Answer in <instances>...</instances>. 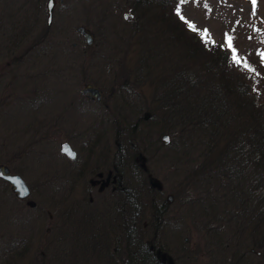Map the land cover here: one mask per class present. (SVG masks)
<instances>
[{
  "label": "rangeland",
  "instance_id": "374dc122",
  "mask_svg": "<svg viewBox=\"0 0 264 264\" xmlns=\"http://www.w3.org/2000/svg\"><path fill=\"white\" fill-rule=\"evenodd\" d=\"M34 1L0 0V163L18 174L30 190L27 201L15 203L0 184V264L15 256L16 264H53L42 260L46 248L55 244L54 240L50 243V237L72 234L65 216L79 210L87 182L97 183L98 178L106 175L108 179L112 173L109 162L114 160L117 124L138 128L130 135L132 141L146 136L147 156L142 153L145 159L140 155L135 162L142 166V172L147 171L144 177L149 175L147 179L159 185L157 196L162 207L157 236L170 263L257 264L258 252L223 239L228 233L218 227L221 218L206 223L200 217L206 214L211 219L215 208L200 205L212 199L203 193L207 188L204 183L188 187V196L180 193L184 179L177 168L181 162H191L194 151L175 152L173 135L170 138L167 133L162 134L168 136L166 146L160 141L162 135L159 142L154 141L159 126L147 114L154 104L150 103L152 90L146 85L151 77H144V69L134 63L132 49L126 53L123 47L133 31V15L129 17L125 11V0H62L61 4L54 0L49 26V36L54 38L46 40L36 36L45 25L47 0H41L38 27L29 20ZM175 4V12L179 8V17H184L181 20L192 25L189 29L200 38L207 30L209 42L227 47L225 34L231 35L242 63L264 52V0H257L254 15L251 0H175ZM79 26L92 35L90 47L75 32ZM62 40L67 43L65 48L60 47ZM227 49L232 57V50ZM120 69L129 81L131 69L135 70L133 85L119 88ZM140 69L143 73L138 79ZM85 84L99 91L100 102L81 95ZM122 90L125 92L120 94ZM154 92L161 94V89ZM180 128L170 127L169 133L180 137ZM96 135L100 143L106 142L108 150L92 146ZM64 143L75 152V162H67L59 154ZM199 193L202 202L195 203L192 198ZM168 195L172 200L166 202ZM27 202L34 207L30 209ZM214 204L218 206L217 199ZM148 217L146 213L145 221ZM23 249L24 256L16 255ZM96 261L92 258L90 264Z\"/></svg>",
  "mask_w": 264,
  "mask_h": 264
},
{
  "label": "trees",
  "instance_id": "16d2710c",
  "mask_svg": "<svg viewBox=\"0 0 264 264\" xmlns=\"http://www.w3.org/2000/svg\"><path fill=\"white\" fill-rule=\"evenodd\" d=\"M125 2V11L133 15V31L123 47L126 53L132 49L134 63L144 69V77H151L146 85L152 90L150 103L154 104L147 114L159 126L154 141L159 142L158 137L167 133L173 135L175 152L194 151L191 162H181L177 168L184 179L180 193L190 195L188 187L204 183L207 188L203 193L212 199L202 202L199 193L192 201L221 210L214 208L211 219L205 213L200 217L206 223L221 218L218 227L228 233L223 239L258 252L257 264H264V64L260 53L247 60L255 69L248 71L233 63L227 47L205 43L191 32L175 12V0ZM41 6V0H35L29 7L31 14L39 16ZM123 70L118 71L122 80L119 88L135 81V70L131 69L132 81ZM142 73L140 69L138 79ZM157 89L161 94H155ZM127 125H115L116 148L111 156L117 161L113 163L117 172L112 176L117 193L114 219L102 212H69L65 217L72 225V234L50 237V243L54 240L55 244L43 252L50 257L49 263L81 264V260L90 262L92 258L97 264L170 263L157 236L162 207L157 196L159 185L147 179L149 175L144 177L147 171L142 172V166L135 162L140 155L145 159L142 153L147 156L145 135L140 133L141 140L138 142L137 137L132 141L130 135L138 128ZM169 126L181 127L180 137L169 133ZM123 127L125 133L120 135ZM94 137L92 146L98 144L103 152L108 150L106 142L100 143V136ZM146 163L143 160L142 165L147 167ZM154 189L157 194L152 193ZM144 213L149 214L147 221ZM216 236L218 233L213 234ZM25 252L23 249L16 255L24 256Z\"/></svg>",
  "mask_w": 264,
  "mask_h": 264
},
{
  "label": "flooded vegetation",
  "instance_id": "af4514ba",
  "mask_svg": "<svg viewBox=\"0 0 264 264\" xmlns=\"http://www.w3.org/2000/svg\"><path fill=\"white\" fill-rule=\"evenodd\" d=\"M56 4H58V1L56 2ZM54 6H55V2L53 5V8H54ZM45 14H46V11H45ZM29 20H30L33 27L39 26L40 17L37 16L36 14H34V15L31 14V16L29 17ZM50 22H52V16H51ZM49 26H50V23H49V25H47L46 21H45V25L39 30V32H41V33L38 34V36H36V37H38L36 39L40 40V39L44 38L46 40L47 37H49L51 39L54 38L53 35L49 36V34H50ZM15 29H16V23H15ZM45 40H43V41H45ZM65 45L67 46V43L62 40L60 47L65 48ZM50 48L52 49V47H50ZM47 50H49V48H47ZM86 98L88 100H91L88 97H86ZM66 161L67 162H75V159H73V160L66 159ZM114 162H117V161L113 160V162H109L112 173L108 179L106 178V175L105 176L103 175L100 178H98L99 180L97 181V183L87 182V186L83 190L84 194L81 197V202L78 203V205H79L78 214L82 213V215H85V212H89V213L102 212L105 215L108 214L112 219H114V213L116 211L115 198L117 197V193H116V189H115L116 181L114 180V178H112L113 173L115 174L117 172V170H115V168H113ZM0 165L6 167L9 171V174H16V173L11 172L10 169L6 165H4L2 163H0ZM128 170H129V168L127 167L124 171L127 173ZM93 176H95V175H93ZM119 177L121 179L122 175ZM120 181H122V180H120ZM0 184H2L4 187H6L7 190H9L8 185L4 181H2L1 179H0ZM119 185H120V183H119ZM94 189H95V192H94ZM10 194L12 195V193H10ZM12 197L14 198L13 195H12ZM125 198H126V200H128V197H125ZM14 201L16 203L15 198H14ZM19 202H25V200L19 201ZM130 228H131V225H130ZM48 260H50V257H48ZM4 263L16 264V256L14 257V260H11V261L6 260ZM80 263L81 264H90L89 260L85 261L84 259L81 260Z\"/></svg>",
  "mask_w": 264,
  "mask_h": 264
},
{
  "label": "water",
  "instance_id": "95a60500",
  "mask_svg": "<svg viewBox=\"0 0 264 264\" xmlns=\"http://www.w3.org/2000/svg\"><path fill=\"white\" fill-rule=\"evenodd\" d=\"M61 2L62 0H59V3ZM53 4L54 3L52 0H47V4H46L47 25H49L50 23ZM76 32L83 37L86 46H90L92 44V40H93L92 36L88 32H86L83 27H77ZM81 94L89 97L90 99H94L96 102H100L101 100L99 91L88 84L82 88ZM161 140L164 146L168 144L167 135H162ZM59 153L70 160L75 158L74 151L70 148L68 144L65 143L60 146ZM0 179L5 181L9 185L10 191L17 200L22 201V200H26L29 197L30 191L27 185L25 184V182L22 180V178L15 174H9L8 169L1 165H0ZM165 200L166 202H169L172 200V197L168 195L166 196ZM28 205L30 207H33L34 204L29 203ZM162 258H164V255H162Z\"/></svg>",
  "mask_w": 264,
  "mask_h": 264
},
{
  "label": "snow or ice",
  "instance_id": "6c2138e0",
  "mask_svg": "<svg viewBox=\"0 0 264 264\" xmlns=\"http://www.w3.org/2000/svg\"><path fill=\"white\" fill-rule=\"evenodd\" d=\"M251 5H252L253 15H254L255 14L256 5H257V0H251ZM205 6L207 7V5H205ZM176 12H177V15H180L179 8H177ZM180 18L182 20L184 19L183 16H180ZM189 27H193V26L189 25ZM203 38H204V42L205 43L209 42L208 41V32H207V30H204ZM225 43H226L227 47L232 50V57L231 58H232L233 63L241 64L242 60H241L240 57H238L236 49L233 47V37L231 35L225 34ZM260 56H261V64H264V52L260 53ZM242 66L245 69H247L248 71H252V72L255 71V69L251 68V66L247 63V61H243Z\"/></svg>",
  "mask_w": 264,
  "mask_h": 264
}]
</instances>
